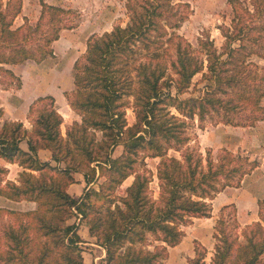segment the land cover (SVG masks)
Instances as JSON below:
<instances>
[{"label": "trees", "instance_id": "obj_1", "mask_svg": "<svg viewBox=\"0 0 264 264\" xmlns=\"http://www.w3.org/2000/svg\"><path fill=\"white\" fill-rule=\"evenodd\" d=\"M12 2L4 7L0 0V73L16 77L19 86L20 77L5 64L53 55V41L77 25L78 11L41 0L36 25L28 18L14 25L23 0ZM229 2L233 15L220 25L224 39L217 45L209 33L193 44L179 31L191 10L187 0H125L127 23L92 33L73 64L74 89L65 94L81 120L62 130L64 115L46 94L30 105V128L21 120L0 121V159L23 167L17 180L7 179L0 161V194L36 202L29 209L0 206L11 218L0 232V264H85L80 225L104 247L103 264H170L162 251L182 240L181 225L211 216V198L256 165L227 147L215 158L210 147L204 155L187 145V118L233 125L264 119V63L252 58L264 59V0ZM118 145L123 149L116 155ZM41 148L51 151V160L41 158ZM171 148L180 156L169 154ZM146 157H160L157 194ZM76 172L87 183L79 195L69 191ZM257 201L262 210L264 198ZM78 213L80 221H71ZM222 231L209 263L197 253L188 264H264L262 221L245 226L243 240ZM152 240L158 243L151 246Z\"/></svg>", "mask_w": 264, "mask_h": 264}, {"label": "rangeland", "instance_id": "obj_2", "mask_svg": "<svg viewBox=\"0 0 264 264\" xmlns=\"http://www.w3.org/2000/svg\"><path fill=\"white\" fill-rule=\"evenodd\" d=\"M55 4L62 5L64 7H71L78 11V16L75 18L77 25L71 28H64L60 32L62 36V42L64 43V53H55V43L53 41L52 45L54 47V54L48 55L42 60L30 59V62L25 65H32L34 68L32 70L31 78L33 81L39 82L40 92H50L53 94H59L61 88H66L64 90L72 94L74 89V77H73V64L78 56H80L86 49L87 38L92 33H103L106 30L112 29L114 24L121 23L125 25L128 21V14L126 12V7L124 5L125 0H51ZM191 4V10L188 17L183 21L182 25L179 28V31L189 39L193 44L198 43V37L209 33L211 37L214 38L217 45H221L223 42V35L221 32L220 25L224 23H229L230 18L233 15L232 4L229 0H187ZM245 4L252 6V0H242ZM18 4V0H13L12 7ZM39 17V16H38ZM38 19V18H37ZM37 21V20H36ZM36 21L31 22L30 24L36 25ZM50 25L48 17H45L42 21V27L46 28ZM40 29L34 31L38 32ZM36 34V33H35ZM59 39V38H58ZM252 58L259 63H264V59L252 55ZM28 60V59H27ZM25 60V61H27ZM23 61V62H25ZM22 63V62H21ZM9 79V76H6ZM4 79V81L8 79ZM16 78V77H15ZM15 78H11L12 82ZM201 78V73H197L193 78V84L199 81ZM14 84L17 82L14 80ZM19 83V82H18ZM21 83V81H20ZM17 85V84H15ZM190 87V89H191ZM47 93V94H50ZM46 95V94H44ZM190 95L189 92H185L183 96ZM65 97L69 101L67 95ZM63 101H66L63 98ZM264 104V98H263ZM41 103L38 104V107H41ZM63 110V109H62ZM172 111H176L175 107H171ZM76 111V110H75ZM77 112V111H76ZM177 112V111H176ZM78 113V112H77ZM36 114V113H34ZM80 114V113H79ZM81 115V114H80ZM128 120L133 122L135 119L134 112L131 107L127 110ZM64 118L62 125V130L66 128L67 125H70L72 122H68L69 116L67 119ZM219 123V122H218ZM224 123V122H223ZM211 119L206 118L200 121L197 117L187 118V132L190 135V139L187 142L189 147H200V151L203 154H206V148L210 147L212 149V154L215 158L224 153L223 147L229 148L233 153L240 154L244 157H248L250 161H256V165L246 173L239 183L234 182V186H243L244 190L249 193H253L258 198H264V119L257 120L253 124L249 125H240L241 130H229L226 132L217 133L218 130H210L211 126L216 125ZM229 124V123H227ZM233 125V124H231ZM239 129V128H237ZM212 131L213 144L210 145L211 141L207 136H203L205 131ZM210 133V134H211ZM202 137V139H201ZM217 138V140H216ZM221 138V141H220ZM123 149L122 145H118L115 148V154L117 155ZM169 154L180 156V151L171 148L169 149ZM160 157H146L145 161L148 167L153 171V179L151 181V189L153 194H157L158 190V178L156 175V165ZM247 165V164H246ZM7 177V176H6ZM238 176L234 177V180ZM133 175L127 177L123 183L117 188L116 192L118 194H123L126 186L132 181ZM83 184L75 183L71 185L70 190L73 191V194L78 195L82 193L86 186V180L83 179ZM99 179L97 182L93 183L95 187H98ZM92 183L87 185V188ZM258 203V201H257ZM4 206L9 208L14 207H26L21 209H29L36 206V203L32 202L30 204H21L16 200H9L5 203ZM34 205V206H32ZM259 205V204H258ZM251 214V213H250ZM262 214L264 215V203L259 210L257 215H249L245 219L238 216L236 208L234 205H227L224 209H221L218 214L210 220V228L212 232V237H210L211 242L208 245L203 244V242L193 237V231L196 229L195 218L189 219L181 225L184 235L189 234L190 238H185L184 242L181 241L174 245L167 246V249L163 250L164 261L170 264H188L189 259L196 255L197 253H204L205 261L209 263L214 254V246L218 241L217 234L220 235L221 228L224 229L222 232H227L229 234L239 235V239L243 240L242 235L243 229L249 224H253L256 221H262L264 225V220L262 219ZM212 215V214H211ZM81 215L78 213V216L75 215L71 218V221L79 222ZM221 217L222 222L218 223V219ZM207 217L201 219L206 220ZM10 215L5 214V212L0 213V232H3V229L6 223L10 222ZM201 219L199 221H201ZM207 226V224H203ZM209 226V225H208ZM81 233L85 235L86 241L84 242V251L83 254L86 258L85 264H103L101 256L103 254V249L96 245L94 237L88 235V230H85L84 226H81ZM264 232V231H263ZM211 236V235H210ZM3 247H7L5 238L3 239ZM158 243L155 240H152V245ZM194 252L193 256H188V252Z\"/></svg>", "mask_w": 264, "mask_h": 264}, {"label": "crops", "instance_id": "obj_3", "mask_svg": "<svg viewBox=\"0 0 264 264\" xmlns=\"http://www.w3.org/2000/svg\"><path fill=\"white\" fill-rule=\"evenodd\" d=\"M48 2H53L51 0H46ZM7 0H3L4 7L6 6ZM41 0H23L22 2V9L21 11L15 16L14 19V25H20L24 23V21L28 18L30 22H34L37 20L40 10H41ZM55 43V53H64V43L62 42V36L59 37V39L56 40ZM63 49L64 51H61ZM30 62V59H28L25 62L22 63H6L5 66L12 69L13 72L20 77L21 84L19 86L15 85L14 82H12L9 77L6 78V75L4 73H0V107L3 109V114L0 115V121H4L6 119L9 120H21L24 122V125L28 128L32 126V120L29 116V110L30 105L33 102V100L38 97L39 95H44L50 92H40L39 88V82L33 81V78H31L33 66H27L26 63ZM8 79L4 81V79ZM66 88L62 87L60 93L57 95L50 93L55 96L56 98V104L59 110L63 113L64 118L67 119V116H69L68 122H72L73 120H81V115L77 113L70 105L69 101L65 97L64 90ZM63 98L66 101H63ZM63 109V110H62ZM65 119V120H66ZM239 128V129H237ZM210 130H218L217 133L226 132L229 130H241L240 125H231L223 122H219L216 125L211 126ZM65 131V129H64ZM212 131H205L203 136H207L211 143L213 144V138ZM211 133V134H210ZM202 139V137H201ZM217 140V138H216ZM221 141V138H220ZM21 145L24 148H28L26 140L21 141ZM39 155L43 159L51 160V151L47 148H41L39 150ZM1 162H3L9 169L7 173V179H13L17 180L19 176V172L23 169L21 165H19L17 162H9L5 161L3 159H0ZM54 162V161H53ZM75 176L77 177V181L73 182L69 186V191L73 193V191L70 190L71 185L75 183H81L83 184L84 175L81 172H76ZM243 186H234V185H227L224 189L219 191L213 198H211L212 203V215L207 216L206 220L201 219L203 217H194L196 225L195 230L193 231V237L200 239L203 244L208 245L211 242L210 237H212V232L210 228V220L212 221V218L215 216V214H218L221 209H224L227 207V205H234L237 211L238 216L245 219L249 215H257L259 210V205L257 203V197L253 193H249L246 191H243ZM80 194V193H79ZM78 194V195H79ZM76 195V194H75ZM11 200L9 197L4 196L0 194V206H9L5 203ZM13 200V199H12ZM17 202L21 204H30L32 202L36 203L35 201L31 200H16ZM34 206V205H32ZM12 207V206H9ZM14 208H26V207H14ZM251 213V214H250ZM201 219V221H199ZM203 224H207V226H203ZM209 225V226H208ZM85 227V230H88L85 225H82ZM81 228L79 229V231ZM81 233V231H80ZM82 234V233H81ZM90 237H93L89 234ZM211 235V236H210ZM82 236L86 239L87 237L82 234ZM185 238H190V235L187 234L184 236L182 243L184 242ZM96 245L100 246L103 249L102 257L105 255V249L103 246L95 243ZM176 247V246H173ZM194 252L189 251L188 256H193ZM84 260H86L84 256Z\"/></svg>", "mask_w": 264, "mask_h": 264}, {"label": "built area", "instance_id": "obj_4", "mask_svg": "<svg viewBox=\"0 0 264 264\" xmlns=\"http://www.w3.org/2000/svg\"><path fill=\"white\" fill-rule=\"evenodd\" d=\"M80 214V213H79ZM81 215V214H80Z\"/></svg>", "mask_w": 264, "mask_h": 264}]
</instances>
